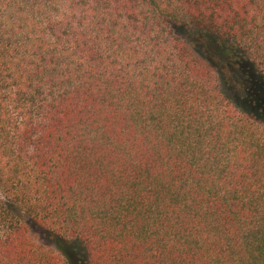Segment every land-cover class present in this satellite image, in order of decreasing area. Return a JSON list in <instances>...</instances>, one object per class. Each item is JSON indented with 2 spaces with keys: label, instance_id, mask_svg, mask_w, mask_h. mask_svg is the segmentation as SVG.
<instances>
[{
  "label": "trees",
  "instance_id": "obj_1",
  "mask_svg": "<svg viewBox=\"0 0 264 264\" xmlns=\"http://www.w3.org/2000/svg\"><path fill=\"white\" fill-rule=\"evenodd\" d=\"M217 60L264 79V0H0V264H264Z\"/></svg>",
  "mask_w": 264,
  "mask_h": 264
},
{
  "label": "rangeland",
  "instance_id": "obj_2",
  "mask_svg": "<svg viewBox=\"0 0 264 264\" xmlns=\"http://www.w3.org/2000/svg\"><path fill=\"white\" fill-rule=\"evenodd\" d=\"M220 75L225 80L224 94L244 113L264 120V79L252 71L246 64L236 66L233 62L217 60ZM34 238L46 246H55L40 230H34Z\"/></svg>",
  "mask_w": 264,
  "mask_h": 264
}]
</instances>
